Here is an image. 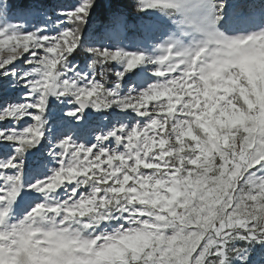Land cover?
Instances as JSON below:
<instances>
[{"label": "snow or ice", "instance_id": "snow-or-ice-1", "mask_svg": "<svg viewBox=\"0 0 264 264\" xmlns=\"http://www.w3.org/2000/svg\"><path fill=\"white\" fill-rule=\"evenodd\" d=\"M97 7L0 0V264H264V0Z\"/></svg>", "mask_w": 264, "mask_h": 264}, {"label": "trees", "instance_id": "trees-1", "mask_svg": "<svg viewBox=\"0 0 264 264\" xmlns=\"http://www.w3.org/2000/svg\"><path fill=\"white\" fill-rule=\"evenodd\" d=\"M8 2L13 4H19L24 6L30 2V0H8ZM45 3L55 4V3H74L75 0H43ZM108 4H120L122 5V11L126 15V23L128 25V35L129 37H137L141 21L138 19L137 14L132 11L131 0H98V7L93 12V22L91 27H96L100 23V18L107 14ZM13 23H21L22 21L18 18L11 19Z\"/></svg>", "mask_w": 264, "mask_h": 264}, {"label": "rangeland", "instance_id": "rangeland-1", "mask_svg": "<svg viewBox=\"0 0 264 264\" xmlns=\"http://www.w3.org/2000/svg\"><path fill=\"white\" fill-rule=\"evenodd\" d=\"M127 1H129V0H127Z\"/></svg>", "mask_w": 264, "mask_h": 264}]
</instances>
